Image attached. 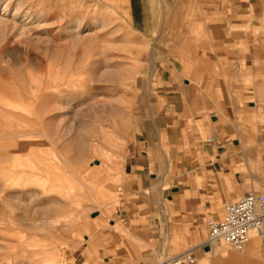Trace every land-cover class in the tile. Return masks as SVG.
I'll list each match as a JSON object with an SVG mask.
<instances>
[{"label":"crops","instance_id":"obj_1","mask_svg":"<svg viewBox=\"0 0 264 264\" xmlns=\"http://www.w3.org/2000/svg\"><path fill=\"white\" fill-rule=\"evenodd\" d=\"M101 1L153 44L113 163L118 219L67 264H171L186 251L187 264H264V228L241 250L203 240L227 204L264 192V0Z\"/></svg>","mask_w":264,"mask_h":264},{"label":"rangeland","instance_id":"obj_2","mask_svg":"<svg viewBox=\"0 0 264 264\" xmlns=\"http://www.w3.org/2000/svg\"><path fill=\"white\" fill-rule=\"evenodd\" d=\"M152 44L101 0H0V264L111 236Z\"/></svg>","mask_w":264,"mask_h":264},{"label":"built area","instance_id":"obj_3","mask_svg":"<svg viewBox=\"0 0 264 264\" xmlns=\"http://www.w3.org/2000/svg\"><path fill=\"white\" fill-rule=\"evenodd\" d=\"M212 141V139H210ZM209 234L206 245L227 243L235 250H241L249 242L252 232L264 228V192H250L244 197L226 205L219 219L208 221ZM173 264L194 262L192 251L177 255Z\"/></svg>","mask_w":264,"mask_h":264},{"label":"water","instance_id":"obj_4","mask_svg":"<svg viewBox=\"0 0 264 264\" xmlns=\"http://www.w3.org/2000/svg\"><path fill=\"white\" fill-rule=\"evenodd\" d=\"M205 249H206V250H209V246H206Z\"/></svg>","mask_w":264,"mask_h":264},{"label":"bare ground","instance_id":"obj_5","mask_svg":"<svg viewBox=\"0 0 264 264\" xmlns=\"http://www.w3.org/2000/svg\"><path fill=\"white\" fill-rule=\"evenodd\" d=\"M9 232V231H8ZM2 233V232H1ZM32 245H35V244H32ZM58 263H60L59 261H57ZM50 264H52V263H50Z\"/></svg>","mask_w":264,"mask_h":264}]
</instances>
